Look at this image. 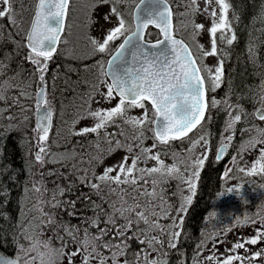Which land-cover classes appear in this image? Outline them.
<instances>
[{
    "label": "snow or ice",
    "instance_id": "6c2138e0",
    "mask_svg": "<svg viewBox=\"0 0 264 264\" xmlns=\"http://www.w3.org/2000/svg\"><path fill=\"white\" fill-rule=\"evenodd\" d=\"M74 0H37L35 4L34 15L31 19L29 29L24 33L26 43L22 44L13 40L17 47H26L28 52L25 60L34 66V72L31 76L38 81V91L35 93V110L37 112V123L34 131L38 151L35 154V163L43 164L46 162L45 156L49 155L47 141L52 123V107L47 99L48 81L46 73L48 64L53 59L57 51V45L61 41V35L64 32L65 20L69 15L71 5ZM129 0H91L88 11L87 24L99 23L92 19V12L99 7L109 6V11L102 13L100 19L104 24H111L112 27L105 29L100 25L103 33L100 39L90 37L93 54H102L110 56L107 60V71H104L105 61H97L95 67L100 69L101 77H111V82L105 79H98V82L92 86V91L88 93L89 99L85 101L88 104L87 116L95 119L92 126H86L77 132L71 133L78 136H87L90 133L97 135L99 140L101 130H104L103 140L108 144L107 149H101L99 142L94 144L98 155L93 157L96 163H102L106 156L111 155L117 149H124L127 153L117 164L106 167L102 175L96 179L98 183H91L88 173L91 169L84 170V175L79 176L82 184H87L92 193L97 195L101 204L91 200L90 195L83 194L79 199L87 202L93 210L94 215L85 219L88 227L81 229L78 225H70L57 219L59 209H71L68 212L74 216L76 212L75 200H61L65 192L71 191V183L67 188L59 185L51 191L50 198H46L44 193L49 190L38 181L32 182V188H25V193L33 192L37 194V202L27 212H22V220L19 224V234L14 241L17 245V255L15 257H4L0 255V264H61L66 258L68 264H74L75 258L80 257V264H167L164 251L165 243L169 249H176L183 228V218L172 219L171 224L162 226L159 223L160 213L156 211L154 201H159L161 211L165 201L159 195L158 188L162 181H158L156 176L180 179L186 183L191 195L183 197L178 208L175 209L176 215L186 212V208L191 204L195 195L196 181L199 178L200 171L205 163L206 156L202 155L195 160H190L189 166L193 169L191 175L183 177L180 174L179 167L176 164L168 166L160 159V153H153V149L159 145H168L172 141H183L189 139L191 148L194 149L201 142L207 146L209 141L205 138L206 133L199 135L195 140L189 137L194 129L203 128L202 121L205 120V113L209 107H216L224 103L228 112L229 119L225 123L224 132L229 133L221 141L220 152L229 146L235 136V125L242 120V115H249L239 109V105H231L227 100L219 101L212 97L208 98V92H215L223 80V58L219 59L215 69L204 64L203 61L208 57L218 55L217 32H220V38L231 45L236 40V35L232 29V22L228 19V10L231 4L228 0H215L220 9V15L217 17L215 9L209 13L212 17L211 27L208 29L210 35V50H205L202 44L195 43V37L204 29L203 24L195 23L191 20L190 37L195 45V51L186 43L183 38H177L176 29L173 24V5L169 0H139L135 5V11L132 16L133 23L125 19V12L121 10V5H127ZM213 0H205L203 12H208V7ZM17 0H0V19H8L11 25L18 29L17 35L21 34L20 24L15 19V4ZM143 6V7H142ZM185 12L181 16L194 17L200 12L198 0H187L184 4ZM115 17V23H113ZM238 19V17H235ZM183 28L187 31L189 25L181 21ZM154 26L158 30V36L155 42L145 39V32L149 26ZM231 33L230 36L227 33ZM151 33H149V36ZM2 38V36H0ZM8 39H12L9 34ZM117 40H121L115 48L111 47ZM67 42L66 40L64 41ZM251 57H255V49L249 48ZM11 54H6L5 59H9ZM7 65L0 60V76L5 74ZM20 73L10 77L0 83V101L7 107L0 108V117L13 107H19L21 111H27L28 108L20 103L21 98L31 99L25 91H21L19 96H9L8 90L16 87L20 88L19 83H13ZM55 77H53V87H55ZM207 81V83H206ZM106 86V92H99V85ZM31 85L29 84V87ZM99 93L102 101L111 102L119 97L115 107L91 110L90 102L94 95ZM100 103L101 100H97ZM259 107L251 115L264 122V81L260 85ZM83 107V106H82ZM133 108L142 109L140 116H127V112ZM238 109V114L232 116V110ZM15 116H8L6 119L11 122ZM85 118L79 112L73 125ZM117 119L121 120L129 129L126 131L121 128L118 133H108L109 125H114ZM27 121L28 117L25 116ZM0 125V128H3ZM18 124L9 123L5 131L19 130ZM146 131L152 133L154 143L151 147L144 146V140L148 137ZM242 132L256 131L260 136H264V129L254 126L253 128L241 129ZM2 134V133H0ZM117 136L121 138H117ZM247 148L241 145V153L250 151L260 145L259 156L247 169L249 175H264V139H250L245 142ZM207 151V148H206ZM65 161L74 159V153L62 157ZM129 159L131 163L129 164ZM221 159V154L216 155V160ZM236 158L233 157V160ZM148 160L156 161V166L147 168L139 167L141 162L147 163ZM53 162H58L53 160ZM92 161L90 160L89 163ZM244 172L245 169H239ZM79 171L73 165L75 175ZM117 173L115 176L111 173ZM50 174V173H49ZM229 172L225 171L224 176L228 177ZM68 179V177H64ZM151 184V191L148 189ZM103 185L104 187L102 188ZM115 185V187L113 186ZM106 189V191H105ZM131 189V191H129ZM235 189H228L229 193L235 192ZM115 196L116 200L112 197ZM131 203H128V199ZM117 201L120 206L117 207ZM143 201V202H141ZM107 203L105 209L103 204ZM45 205L50 209L45 211ZM171 208V205H168ZM171 213H165L168 218ZM213 215H216L213 213ZM5 218H7L5 216ZM119 219L123 223H117ZM256 223L257 221H246ZM103 223V227H101ZM145 225L140 229V224ZM261 228L256 230L254 236L238 239L230 249L229 253H236L238 249L244 250L245 255L229 254L221 258L215 251L205 257V261L211 264H254L257 258H264V248L247 254L246 245H256L264 240V217L259 220ZM47 228L54 234L55 240L61 242L60 247H52V239H41L44 235V229ZM89 228L96 231L92 233ZM179 228L180 231L175 229ZM158 232L159 236H151L150 232ZM221 230L213 235L204 237L197 244V252L193 257L192 264H200L196 259L203 249L207 247L209 241L213 243L215 249L219 241L217 237L221 235ZM82 233V235H81ZM129 233H132L130 236ZM167 233V240L163 237ZM71 241L75 249H70L66 241ZM136 239L141 245L146 247L143 250L134 252L132 259L128 258L130 248L129 240ZM23 240L24 243L20 241ZM68 249V251H65ZM107 253V254H106ZM152 253H156L155 258H150ZM183 255V253H181ZM123 258V259H121ZM179 264H184L183 260Z\"/></svg>",
    "mask_w": 264,
    "mask_h": 264
},
{
    "label": "trees",
    "instance_id": "16d2710c",
    "mask_svg": "<svg viewBox=\"0 0 264 264\" xmlns=\"http://www.w3.org/2000/svg\"><path fill=\"white\" fill-rule=\"evenodd\" d=\"M17 1H22L20 5L23 6L32 2V0ZM172 2L176 11V22L179 25V19L182 21L184 17L180 16L183 13L181 7L185 3L184 0H173ZM232 3L236 17H238V38L233 46L229 48L230 63L227 67V87L228 92L235 96L251 98L257 90V79L264 71V0H232ZM5 28L9 30L7 27ZM22 36V34L17 35L15 33L11 40L7 38L4 41L3 38L1 42L2 51L0 55L3 60H6L7 69H13L15 76L17 72L20 73V76L17 77L14 83H19L21 86L20 88H16V92H13L14 96H19L21 91H26L29 88V84L32 85L35 82V78L31 76L34 68L25 60L24 47L18 48L17 44L12 42L15 40L23 44ZM250 47L255 49L254 59L249 54ZM6 54H11L9 59H5ZM12 57H14V60ZM63 57L60 55L58 57L59 62L51 65V89H55L56 105L61 112L64 108L63 105L69 108L72 102L83 95V80L89 81L91 80V76H93L90 75L89 70L82 68V62L78 60V62H75ZM53 77L56 78L55 87H53ZM7 79L9 78L7 77L5 80ZM3 81L1 80L0 83ZM10 93L11 91L8 92V95ZM5 106L7 107L4 102L0 101V108H5ZM14 109L12 116L16 118L13 121L9 122L6 119L11 109L5 112L3 117H0V125L4 126L0 128V133H2L0 134V247L4 248L8 253H13L16 248L14 241L20 230L18 222L22 220L20 211L24 206L29 204L25 201L27 196L25 188L31 187V180L35 179L38 182L41 180L40 177L34 176L37 164L34 161L31 119L28 117L27 121L24 120V117L27 116V111H21L19 107H14ZM219 120L220 115H216L212 121L213 126H217L220 122ZM9 123L18 124L20 126L19 130L5 131L4 129L7 128ZM57 133L59 134V132L53 131V134L50 136L49 155L46 157H49L54 152L56 156L62 153L61 158L73 153L75 159L92 158V141H94L92 137L94 133H90L87 136L77 135L73 138L69 131H67V128L58 137ZM73 140L78 141V145H74ZM68 164L70 166L79 165L76 162H64V166ZM59 165V162L48 165L53 167L43 169L42 175L58 172L59 170L56 168ZM218 170L219 166H214L208 167L204 171L200 190L193 206L189 210L185 227V235L188 239L179 247L181 251L187 252L189 250L191 236L199 229L204 211L209 204V197L218 186ZM72 172L73 170H68L65 167L63 176L56 174L57 178L50 179L49 184L51 189H55L57 185L61 184L64 185V188H67L71 183V191H66L64 196H62V200L77 201L75 215L70 216L68 214L71 209L60 210V215L63 219L68 220L71 225H78L81 229H84L88 225H83V220L88 218L87 215L93 210L88 206L86 201L79 198L83 194H88L90 197L92 194L87 193V186L82 185L74 175H70ZM59 176H62V178H59ZM64 177H68V179ZM83 190H86V193ZM91 200L97 204L102 203L99 197H91ZM89 231L91 232L90 228ZM129 244V249L133 252L139 247V242L136 239L129 240ZM168 264L179 263L176 259H171Z\"/></svg>",
    "mask_w": 264,
    "mask_h": 264
},
{
    "label": "flooded vegetation",
    "instance_id": "af4514ba",
    "mask_svg": "<svg viewBox=\"0 0 264 264\" xmlns=\"http://www.w3.org/2000/svg\"><path fill=\"white\" fill-rule=\"evenodd\" d=\"M229 3L231 4V8L228 10V19L232 22V29L235 32L236 40L231 45H228L225 40L220 38L221 34L217 36L218 55L215 56L214 59L216 60L215 63L217 65L219 59L223 58L224 60L223 80L220 87L217 88L215 92H208V97L209 100L212 97H215V99L219 101L227 100L231 105H239V109H242L243 112H246L249 115L246 117L242 115V120L236 123L234 139L231 142L225 141L229 146L224 150L221 159L216 160V155L221 148V141L229 134L224 132L225 123L228 121L229 116L224 103L218 104L216 107L210 106L208 109V115L203 124V129L208 133L206 139L209 141V144L205 147L203 153V155L206 156V160L200 171L199 178L196 181L195 195L192 202L187 206L186 212L182 215L184 223L177 246H181V244H184V241L188 239L185 235V227L189 210L196 200L201 187L204 171L208 167L219 166L218 186L209 197V204L204 211L198 231L191 236L189 250L185 252L183 250L181 251L179 248L177 252H174L169 256V258L172 256L171 259H176L178 263L183 260L184 264H190L197 252V244H199L204 237L213 235L221 230L226 231L222 232L217 239L219 241L229 239L232 240V242L229 244L225 242L217 243L214 249L213 243L209 241L207 247L202 250L201 254L197 256L196 259H200V256H208L212 254L213 251H215L220 257L229 254L245 255L244 250L238 249L236 253H229L226 250L230 249L238 239L242 241L244 238L254 236L256 230L261 228L259 223L260 218L264 217V175H249L247 173V169L251 167L252 163L259 156L258 149L260 145H257L255 149L243 151L241 153V145H243L244 148H247L246 141H249L250 139H264V136H260L256 131H252L251 133L241 131V129L253 128L254 126L264 129V122L259 121L258 118L251 115V113L260 106L259 93L260 85L262 81H264V71L257 79L258 86L253 97H238L228 92L227 67L230 63L229 48L233 46L238 38L237 19L235 18L236 14L234 12L232 0H229ZM205 63L208 64V62ZM208 66L213 68L210 64ZM238 111V109L234 108L232 110V116L238 114ZM216 115H220V122L217 126H213L212 121ZM201 131L202 129L196 134H199ZM233 157L236 159L233 160ZM241 168H244L245 171L241 172L239 170ZM225 171L229 172L228 177L224 176ZM230 188L235 189L236 191L229 193L228 189ZM167 199L172 203V207L169 208L168 206H163V211H161L162 214L159 212L161 216L159 222L162 223V226L169 225L172 222V219H176L177 216L175 209L178 205L175 194L172 193L168 195ZM165 213H171V215L168 218H165ZM213 213L216 215H213ZM252 220L257 222L254 224L250 222L246 223V221ZM178 231H180V229ZM165 235H167V233H165ZM165 235L161 238L164 239ZM246 248L247 254L250 255L261 248H264V240L259 241L256 245H246ZM181 253H183V255H181ZM171 259H169V261ZM234 264H239V261H234ZM254 264H264V258H257L254 261Z\"/></svg>",
    "mask_w": 264,
    "mask_h": 264
},
{
    "label": "rangeland",
    "instance_id": "374dc122",
    "mask_svg": "<svg viewBox=\"0 0 264 264\" xmlns=\"http://www.w3.org/2000/svg\"><path fill=\"white\" fill-rule=\"evenodd\" d=\"M76 1L81 2V5H80V7H78L77 5L74 4L73 18L71 20V23L68 26L69 35L67 34L66 35L67 37H64V39H63V41L66 40L67 42L66 43L64 42L62 56H64L65 58H69L70 60H74L75 62L77 60L82 62V64H83V65H81L82 68H84V70H89L90 75H93L95 78H93L91 76V82L83 80V82L85 84L86 83L91 84L90 85V91L86 92L87 93L86 95L83 94L80 98L78 97L74 102H72V105H70L69 108H66V106L63 105L64 108H63L62 112L60 111L59 113H60V115H64L63 114L64 110H66L67 112H70V114L73 113L72 115H68L66 117V119H69L71 117L70 120H65V121L61 122L60 127H64L65 124H72L71 127L73 128V130L79 131L80 129H82L86 126H92L96 122L94 118L86 115V112L88 110V104H85V101H87L89 99L88 93H90L92 91V86L98 82V79H105L108 81L107 77H101L100 76V69L95 67L97 61H101V60L104 61V59H105L104 56L103 55H102V57L100 56V59L96 58V61H94V60L90 61L87 59L91 54H93L91 44L89 43V38L94 37V38L100 39L103 35V33L100 30V25H103L105 29L112 27V25L111 24H104L103 20L100 19V15L102 13H106L109 11V6L106 5V6L99 7L96 10H94L92 12V19L94 21L98 20L99 23H93L89 26L87 24V19H88L89 7L91 5V0H76ZM21 2L17 1V3L15 4V11H16L15 19L20 24V29L22 30L21 34H23V33H26L28 26H29V22H30L29 19H30L31 13H32L34 0H32L31 4H26L25 6L20 5ZM85 2H87V3H85ZM135 3H136V0H129L127 5H121L120 6L121 10H123L125 12V19H126V16L128 15V13H130L131 7ZM198 4H199V8L201 11L198 12L192 19H194L195 22L201 21V24H203L202 20H204L205 23L203 24L204 29L202 31V34L200 36H196L195 41L198 42L199 44H202L204 46L205 50H207L210 48V38L208 37L209 36L208 29L210 28V24L212 23V17L209 15V13L212 11V9H215L217 12V17H219L220 9L217 6V4L215 3V0H213L212 4L208 7V12H203V9L205 8V0H198ZM80 9L82 12L80 11ZM183 11H185V10H183ZM79 20H80L82 25L79 24ZM128 20H129V17H128ZM3 21H4V26H10V29L7 30V33H6V32H4L5 27L1 26V23H0V36H2V39L4 38V41H6L9 34H11V36L13 37L15 35V33H17L18 29L14 28L8 19L4 18ZM113 23H115V17H113ZM83 38H85V40L87 41V43H86L87 45L86 46L78 45V43L79 44L81 43V40ZM0 40H1V38H0ZM1 51H2V48L0 45V52ZM26 54H27V52H26ZM94 55H96V54H94ZM210 58H214V57H210ZM52 63L57 64L58 62H52ZM104 68H105V64H104ZM104 71H105V69H104ZM37 86H38V84L34 83V86L32 84L25 91L29 96L33 97L31 99L23 98L25 100V106L29 109V113L32 112L33 107H34V101H35L34 96H35V90H36ZM49 91L51 92V94H50L51 99L49 98V101H50L51 105L54 106V104H53V93L55 95L56 92H55V89H50V88H49ZM106 91H107L106 86L104 84H100L99 85V92L103 93ZM97 100H101V102L97 103L96 102ZM28 101H29V103H28ZM21 102H23V100ZM117 103H118L117 99H113L110 103L104 102V101H102L99 93H96L94 95V98L90 102V108H91V110H95L98 108L108 109V108L115 107ZM77 112H79L85 118L80 119L78 123L73 125L72 122L74 119H76ZM142 112H143L142 109L133 108L127 112V116H140V115H142ZM27 115H28V110H27ZM32 115H33V112H32ZM32 115H31V118H32ZM117 122L122 123V121L119 119H117ZM125 128L128 129L126 126H125ZM152 144L153 143L150 139H148L146 142H144L145 147H151ZM203 146H204V143L203 144L200 143L199 145H197L194 148L193 152H191V160H195L200 155V154H198V151L200 149H202ZM155 152H158V150L156 148L153 149V153H155ZM61 154L62 153H59L58 156H56L55 154H50V158H51V160H53L55 157H60ZM125 155H127V153L124 149H117L111 155L106 156L103 159L102 163H100V164L98 163V165L95 168V171L98 174L104 172L106 167L117 164V162L121 161ZM176 157L177 156H175V155H173V156H167V155L162 156V155H160V159L163 160L166 165L171 166L173 164H176L179 167L180 174L183 177H187V176L191 175V169L187 165H185L184 162H182L183 158H181L180 160H177ZM130 163H131V159H129V164ZM154 166H156V161H153V160H148L147 163L141 162L139 164V167L151 168ZM116 174L117 173H115V172L111 173V175H113V176H115ZM179 181L181 183H183L180 179H179ZM183 184H185V183H183ZM22 212H23V210L20 211V214ZM21 242H23V240H21ZM224 242L229 244L232 242V240L225 239ZM68 244H69L70 249H75L76 246L73 245L71 243V241ZM65 251H68V249H65ZM202 257L205 260V257H207V256H202ZM223 257L224 256H221V258H223ZM207 263L211 264V262H208V261H207ZM61 264H68L67 259L65 258L61 262ZM74 264H80V257L75 258Z\"/></svg>",
    "mask_w": 264,
    "mask_h": 264
},
{
    "label": "water",
    "instance_id": "95a60500",
    "mask_svg": "<svg viewBox=\"0 0 264 264\" xmlns=\"http://www.w3.org/2000/svg\"><path fill=\"white\" fill-rule=\"evenodd\" d=\"M139 3V2H138ZM143 7V6H142ZM135 11V9H134ZM179 39V37H177ZM152 42H155V41H152ZM110 59V58H109ZM108 70V69H107ZM110 77V76H109ZM111 78V77H110ZM36 122H37V112H36ZM4 256V255H3ZM5 257V256H4Z\"/></svg>",
    "mask_w": 264,
    "mask_h": 264
}]
</instances>
